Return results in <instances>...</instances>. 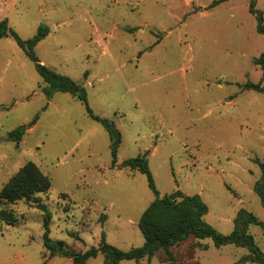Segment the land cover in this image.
<instances>
[{"label":"rangeland","instance_id":"obj_1","mask_svg":"<svg viewBox=\"0 0 264 264\" xmlns=\"http://www.w3.org/2000/svg\"><path fill=\"white\" fill-rule=\"evenodd\" d=\"M212 1L0 0V20L20 38L48 28L34 48L39 60L79 83L93 112L121 134L112 166L104 126L68 92L49 99L22 48L0 38V189L28 161L51 182L31 199L0 204L12 216L0 218V264H72L48 257L37 203L50 213L49 237L72 250L96 245L102 233L119 249L141 246L137 221L154 193L145 174L120 166L138 154L160 196L199 194L208 207L203 219L217 231H234L240 211L264 222L256 189L263 171L254 161L264 162V92L244 87L264 83L253 62L264 53L256 29L258 12L264 26V0H254L256 13L251 0ZM15 128L23 130L17 144L8 138ZM247 231L264 252L259 226L247 224ZM170 251L174 264H231L249 253L192 236ZM103 257L85 264H104ZM119 264L169 259L160 249Z\"/></svg>","mask_w":264,"mask_h":264},{"label":"trees","instance_id":"obj_2","mask_svg":"<svg viewBox=\"0 0 264 264\" xmlns=\"http://www.w3.org/2000/svg\"><path fill=\"white\" fill-rule=\"evenodd\" d=\"M222 1L226 0H213L209 6H216ZM249 9L252 13L257 12L254 8V0H251ZM256 29L264 36V26L262 25V17L259 12ZM47 34L48 28L45 25H40L32 37L22 39L9 27L6 18L0 20V38L11 37L22 48L28 59L34 63L39 76L47 83V96L50 97L55 91L70 93L83 103L85 112L91 119L104 126L110 138L111 164L115 166L117 149L121 142L119 130L111 120L100 117L93 112L88 104L87 93L79 83L68 75L55 71L39 60L34 48ZM253 62L264 71V53L254 58ZM244 87L264 92V83L246 82ZM37 117L35 115L30 124H34ZM22 135L23 130L15 128L8 133V138L17 144L21 140ZM254 161L260 165L263 171V178L257 183L256 189L264 205V162L258 159H254ZM120 166L145 174L148 186L154 193V199L143 210L137 221V226L144 237V243L138 247L122 250L109 244L102 233L96 245L90 246L85 251L72 250L63 241L53 240L49 237L50 213L44 204L37 203L36 206L44 212L43 246L48 252V257L60 255L69 257L72 264H85L89 258L96 257L98 253H102L104 264H119L124 259L138 261L144 257H150L161 249L169 259V264H174V256L170 251V247L178 244L186 237L192 236L199 239L210 238L216 247L227 244L246 247L249 253L231 264H264V252L259 249L252 235L247 231V224H254L259 226L264 234V222L259 221L252 213L240 211L234 231L229 234H223L204 221L203 216L206 214L208 207L199 194H185L177 189L162 196L159 195L145 154L127 158L120 163ZM50 187L49 177L43 174L35 163L28 161L0 189V204L5 205L20 199H31L36 193L46 192ZM0 218L8 220L9 218L12 219V216L4 210H0Z\"/></svg>","mask_w":264,"mask_h":264},{"label":"crops","instance_id":"obj_3","mask_svg":"<svg viewBox=\"0 0 264 264\" xmlns=\"http://www.w3.org/2000/svg\"><path fill=\"white\" fill-rule=\"evenodd\" d=\"M52 95H53V94H52ZM52 95L49 97V99L52 98ZM50 101H51V100H50ZM49 103H50V102H49ZM43 108H46V107H43Z\"/></svg>","mask_w":264,"mask_h":264}]
</instances>
